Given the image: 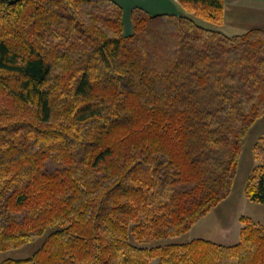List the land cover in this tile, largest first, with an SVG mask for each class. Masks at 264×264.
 Here are the masks:
<instances>
[{
    "label": "trees",
    "instance_id": "trees-1",
    "mask_svg": "<svg viewBox=\"0 0 264 264\" xmlns=\"http://www.w3.org/2000/svg\"><path fill=\"white\" fill-rule=\"evenodd\" d=\"M184 15L113 0H0V249L58 226L0 264H264V227L239 241L178 237L225 200L243 141L264 117V29L227 36L224 0ZM245 197L264 205V135ZM132 227L130 228V225ZM31 234V233H30Z\"/></svg>",
    "mask_w": 264,
    "mask_h": 264
},
{
    "label": "crops",
    "instance_id": "crops-1",
    "mask_svg": "<svg viewBox=\"0 0 264 264\" xmlns=\"http://www.w3.org/2000/svg\"><path fill=\"white\" fill-rule=\"evenodd\" d=\"M122 9V21L127 22L130 26V14L132 9L139 8L149 14H168V15H184L185 11L179 6L177 0H113ZM235 9V14L229 10ZM235 27H225L229 22ZM125 24V23H124ZM218 30L227 36H235L245 33L250 29H264V0H224L223 22L218 26ZM125 28H123L124 30ZM252 130L258 132V137L264 135V117L257 120L252 127ZM258 137L256 139H258ZM253 158V155H252ZM240 162V159H239ZM254 159L249 160V157L243 163L244 178L234 190L233 183L229 196L220 202L215 208L209 212L214 214L218 220L214 222L220 225V230L226 235L231 236L232 241L238 242L239 231L241 228L240 218H249L252 222L264 227V205L249 201L244 195V185L247 177L254 165ZM236 179V178H235ZM231 219L236 221L235 224H227ZM226 239V237H224ZM235 242V243H236Z\"/></svg>",
    "mask_w": 264,
    "mask_h": 264
},
{
    "label": "rangeland",
    "instance_id": "rangeland-1",
    "mask_svg": "<svg viewBox=\"0 0 264 264\" xmlns=\"http://www.w3.org/2000/svg\"><path fill=\"white\" fill-rule=\"evenodd\" d=\"M230 14L233 12L235 14V9L229 10ZM195 21L202 25L203 27L207 28H216L219 29L218 27H215L214 25H211L208 22H205L199 18L194 17ZM126 20V19H125ZM124 20L123 23V34L124 36L130 35L131 33V21H130V26H127V22ZM223 22V21H222ZM233 21L229 22L225 27H235V25L232 23ZM222 24V23H221ZM258 137V132L254 129H249L244 141H243V149L242 153L240 155V162L238 165L237 169V174H236V182L234 185V190L237 189L239 183L241 180L244 178V168L243 163L245 160L249 157V160L252 161V145L254 142L257 140L256 138ZM255 165V163H254ZM253 165V166H254ZM253 168V167H252ZM252 170V169H251ZM251 172V171H250ZM245 186V185H244ZM244 189V188H243ZM211 212V211H210ZM218 217L214 214H206L202 219H200L198 222H196L191 229L178 236L175 238H169V239H161V240H155L152 237L149 236V234H140L138 232H133L130 231L129 234V241L139 247H146V248H151V247H157V246H164V245H169V244H182V243H187L192 239H202L206 241H210L213 243H218L221 245L225 246H232L235 245L238 242H234L230 239L231 236H228L227 234L225 235L221 230H220V225L219 222L216 223L214 222V219H217ZM236 221H232L229 219L227 221V224L233 225L235 224ZM132 227V224L130 225V228ZM58 228V226H46V228L39 234L35 235V233H32L34 231H28L27 234H29L28 240L19 245V246H11L7 249H0V263L6 261V260H23L31 255H33L36 251H38L42 245L45 243L47 236L52 232L55 231ZM31 233V234H30ZM226 237V239L224 238ZM239 241V240H238ZM150 264H160L159 263V258L155 257L152 258L150 261Z\"/></svg>",
    "mask_w": 264,
    "mask_h": 264
}]
</instances>
